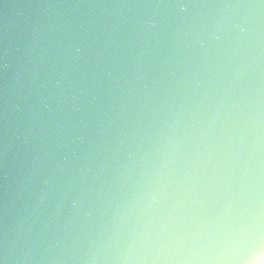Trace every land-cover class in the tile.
Listing matches in <instances>:
<instances>
[{"label": "water", "instance_id": "obj_1", "mask_svg": "<svg viewBox=\"0 0 264 264\" xmlns=\"http://www.w3.org/2000/svg\"><path fill=\"white\" fill-rule=\"evenodd\" d=\"M0 264H264V0H0Z\"/></svg>", "mask_w": 264, "mask_h": 264}]
</instances>
